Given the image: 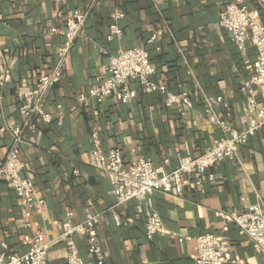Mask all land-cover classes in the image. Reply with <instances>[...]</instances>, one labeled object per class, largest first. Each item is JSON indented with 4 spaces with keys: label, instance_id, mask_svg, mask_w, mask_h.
I'll return each mask as SVG.
<instances>
[{
    "label": "crops",
    "instance_id": "obj_1",
    "mask_svg": "<svg viewBox=\"0 0 264 264\" xmlns=\"http://www.w3.org/2000/svg\"><path fill=\"white\" fill-rule=\"evenodd\" d=\"M95 1L0 0V47L9 50L0 58V76L5 67L11 74V82L0 86V127L23 124L15 93L20 87L35 86L40 76L52 71L68 17L90 9ZM97 1L89 10L83 36L69 54L62 82L48 95L46 112L53 121L39 122L36 132L27 131L21 147L27 166L24 174L35 183L46 206L35 208L32 218L24 217L12 186L3 184L0 243H7L11 252H24L26 233L42 231L54 240L61 234L66 214L74 215L77 223L88 215L103 214L98 232L104 264H195L196 239L210 234L232 242V259L238 264H264L255 244L241 237L234 223L217 216L264 204V128L242 146L239 161L227 160L213 169L216 183L205 182L181 193L158 191L142 203L141 212L137 201L118 206L108 176L89 164L94 132L104 152L120 149L125 159L143 157L168 171L181 158L202 155L222 137L205 115L207 97L223 99L213 108L220 119L239 131L249 127L254 112L248 111L242 84L253 75L256 51L249 45L243 55L218 24L224 6L238 0ZM239 1L258 10L264 22V0ZM119 12L124 18L115 21ZM114 23L122 37L109 42ZM158 33L159 39L148 43ZM137 46L146 47L150 54L154 83L170 93L190 94L193 107L186 120L164 95L147 93L139 83H131L138 94L131 104L110 98L102 105L93 102L88 109L78 107L77 95L97 84L109 57ZM10 143L9 135L0 136V162ZM153 212L160 214L167 230L186 240L180 243L160 235L149 239L146 223ZM76 241L85 264H99L86 241L81 237ZM49 250L48 264H67L68 250L62 242Z\"/></svg>",
    "mask_w": 264,
    "mask_h": 264
},
{
    "label": "built area",
    "instance_id": "obj_2",
    "mask_svg": "<svg viewBox=\"0 0 264 264\" xmlns=\"http://www.w3.org/2000/svg\"><path fill=\"white\" fill-rule=\"evenodd\" d=\"M61 1V0H53ZM98 5L96 0L91 5ZM90 9L75 11L68 17L65 30L62 33L64 43L58 52L57 65L48 74L38 78L35 86L20 87L15 93L19 103V112L24 118L20 126L0 127V136L9 135L11 143L4 160L0 162V189L3 184L12 186L16 197L22 203V215L32 218L35 208L46 206V201L38 195L35 183L30 177L25 176V163L21 159V147L25 144L27 131L36 132L39 122L51 123L54 117L46 112L48 95L53 88L62 82L67 69L69 54L74 44L84 32ZM124 18L119 12L115 21ZM218 24L226 30L230 40L236 48L245 55L249 45L256 51V65L251 78L242 84V89L248 94V111L254 112V119L249 127L237 130L231 124L220 119L214 111V106L223 102L219 97H207L205 115L208 121L217 126L222 137L216 139L202 155L194 158L179 159L178 166L168 171L164 167H155L143 157L124 158L120 149H110L104 152L100 145L99 134L93 133L94 150L89 154V164L96 170L108 176L113 189V196L117 205L121 206L130 201L139 203L141 212L142 203L156 192L164 194L181 193L186 188H198L205 182L216 183L217 177L213 169L227 160L239 161V152L242 146L259 130L264 128V22L258 10H253L242 1L228 3L220 13ZM159 33L153 35L148 43L153 44L159 39ZM122 30L116 23L110 25L107 40L112 42L120 40ZM9 53L8 49L0 47V58ZM107 54L103 51L102 54ZM103 74L97 79V84L85 93L78 94L77 103L80 109H88L91 103L104 104L108 99L115 98L120 103L131 104L137 99V92L131 88V83H139L147 93H160L166 97L169 106H176L183 120H186L193 101L190 94H176L168 92L164 85L154 83L155 67L150 59L146 47L120 49L114 56H110ZM245 63L250 64L249 60ZM11 82L8 68H4L0 76V86ZM260 96V99L258 98ZM97 114V113H96ZM2 105L0 100V120L2 119ZM64 119L58 118V125L62 126ZM103 214H91L82 222H75V216L66 214L62 225L61 234L57 239L49 240L42 231L35 234L26 233L24 240L27 244L26 251H9L7 243H0V264H48L50 247L52 244L62 242L68 250L67 264H85L77 237L86 241L90 255H93L99 264H104L105 254L101 247L98 226ZM222 217L236 225L241 237H247L255 244L256 251L264 261V204L251 205L243 213H231ZM27 224V227H30ZM147 237L167 236L172 240L184 242L186 238L173 234L164 225L160 214L153 212L146 223ZM197 254L195 264H238L232 259V242L227 238L217 235H202L197 237Z\"/></svg>",
    "mask_w": 264,
    "mask_h": 264
}]
</instances>
